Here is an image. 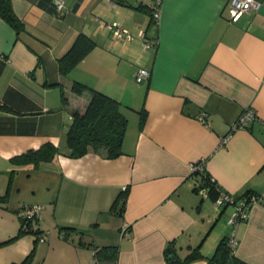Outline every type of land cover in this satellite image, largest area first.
<instances>
[{"label": "crops", "instance_id": "crops-1", "mask_svg": "<svg viewBox=\"0 0 264 264\" xmlns=\"http://www.w3.org/2000/svg\"><path fill=\"white\" fill-rule=\"evenodd\" d=\"M55 1L11 0L20 32L0 17V104L9 108H0V242L17 234L24 206H41L30 223L39 232L0 245V264L30 253L27 264H166L169 245L181 258L196 249L188 264H206L233 229L235 256L264 264V0L235 22L228 0H63L60 13ZM81 32L95 46L62 74L58 58ZM139 67L150 72L141 82ZM75 80L121 102V154L66 153L72 112L91 96L73 92ZM245 107L257 118L232 130ZM47 142L61 152L37 166L13 161ZM198 161L233 196L257 193L247 219L232 227L234 204L194 190Z\"/></svg>", "mask_w": 264, "mask_h": 264}, {"label": "trees", "instance_id": "trees-1", "mask_svg": "<svg viewBox=\"0 0 264 264\" xmlns=\"http://www.w3.org/2000/svg\"><path fill=\"white\" fill-rule=\"evenodd\" d=\"M144 11L151 13L150 8L144 5H139ZM0 17L11 24L17 32L24 30V23L14 13L11 0H0ZM95 46V41L85 33H79L73 44L66 51L64 55L58 58V67L62 74H66L77 63H79L87 53ZM71 90L77 94L84 90H90V99L84 111L72 112V123L65 134V148L69 156L78 157L85 154L88 150H98L102 147L107 149L108 156L114 157L122 153V141L127 127V116L122 111V104L117 99L93 88L88 87L80 81H73ZM62 100L66 101L64 92L62 91ZM0 108L9 110L5 105L0 104ZM144 118L143 111H141L140 123L142 124ZM61 149L50 142L43 144L37 150H30L21 155L15 156L13 161L17 164L32 163L37 166L40 162L49 160ZM194 174H201V184L194 188L195 191L205 189L207 195L214 201L220 194V186L209 176L204 173L195 171ZM254 193L248 191L240 196H234V200L238 201L242 197H248L249 194ZM126 194V190L121 192L117 199L112 204V210L122 209L124 206V199L120 208L118 206L119 200ZM257 194V193H256ZM123 195V196H122ZM5 198L0 195V201ZM224 206V205H223ZM31 221L22 219V224L15 236L10 239L0 242V245L13 241L23 233L37 234L39 231L31 228ZM31 253L20 263L27 264L31 258ZM199 252L192 249L184 257L177 254L174 246L169 245L165 249L166 264H188L193 259L197 258ZM206 264H248L245 261L235 256L233 249L229 245L228 235L224 236L217 243L213 253L208 257Z\"/></svg>", "mask_w": 264, "mask_h": 264}, {"label": "built area", "instance_id": "built-area-1", "mask_svg": "<svg viewBox=\"0 0 264 264\" xmlns=\"http://www.w3.org/2000/svg\"><path fill=\"white\" fill-rule=\"evenodd\" d=\"M160 0H157L156 3L159 4ZM156 4V5H157ZM154 4L152 9L153 18H157L159 16L158 7ZM227 11H228V20L231 22H235L239 19V17L246 12L251 10H257L260 7V2L258 0H228L227 1ZM65 5L63 0L55 1V11L57 13L62 12ZM109 28H111L116 35H122L123 33L130 37V35L126 32L125 29L115 25V24H107ZM155 44V42H153ZM145 46H149V42H144ZM150 72L144 67H139L136 74L135 80L137 82H141L149 76ZM201 120H204L205 113L200 114L199 116ZM257 118V113L252 107H245L237 116V118L233 121L231 125V129L234 130L236 128L246 126L249 121ZM203 170V164L201 161L191 163V171L192 173L195 171L201 172ZM205 192V191H204ZM259 196L256 193L249 194L248 197H242L238 201L234 200V196L227 191L220 190L219 196L215 200V205L223 206L226 204H234L235 209L233 213L228 218L227 222L232 227H234L238 222L245 220L249 216L250 206L253 202L257 201ZM40 205H27L24 206L21 211V216L23 219L28 221H34L35 219L40 217ZM128 223L123 224L121 228V232L126 235H129L127 232ZM229 245L235 252V249L238 244V240L234 235V229L228 236Z\"/></svg>", "mask_w": 264, "mask_h": 264}]
</instances>
